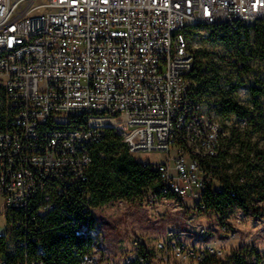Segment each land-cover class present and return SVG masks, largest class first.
Returning a JSON list of instances; mask_svg holds the SVG:
<instances>
[{
    "label": "built area",
    "instance_id": "2783aa9c",
    "mask_svg": "<svg viewBox=\"0 0 264 264\" xmlns=\"http://www.w3.org/2000/svg\"><path fill=\"white\" fill-rule=\"evenodd\" d=\"M261 21L264 0H0L7 119L0 130V238L9 256L36 239L31 220L85 197L93 146L108 128L119 129L131 154H166L160 163H143L162 181L152 200L200 205L210 185L220 192L214 159L223 151L224 128L199 100L186 30L198 24L238 31ZM82 208L92 211L89 203ZM191 229L169 231L158 248L199 264L226 256L221 248L190 246L188 238L202 241L211 233L206 225ZM88 232L86 224L77 229ZM153 255L142 249L126 264H151ZM0 264L44 262L25 253ZM79 264L96 261L87 255Z\"/></svg>",
    "mask_w": 264,
    "mask_h": 264
},
{
    "label": "rangeland",
    "instance_id": "374dc122",
    "mask_svg": "<svg viewBox=\"0 0 264 264\" xmlns=\"http://www.w3.org/2000/svg\"><path fill=\"white\" fill-rule=\"evenodd\" d=\"M257 25L264 30V21ZM253 27L222 42L211 36L209 26L200 25L192 30L189 38L203 73L217 79L200 97L204 109L224 128L228 154L223 171L229 174L242 171L246 179L264 178L259 168L252 170V174L245 169L248 160L261 167L263 162L258 153L264 151V59ZM227 99L234 100L247 112L236 115L224 109ZM3 104L0 98V107L3 108ZM131 155L142 163H160L166 159V154L158 151ZM150 194L145 191L130 200L116 198L92 208L96 218L97 261L126 264L129 256L144 249L154 253L151 264H199L177 255L172 248L159 249L158 244L169 231H191L192 226L198 229L206 225L211 231L209 236L202 241L188 238L190 246L221 248L224 255L248 247L261 255V264H264V201L250 197L246 206L238 201L218 212L201 208L189 199L152 200ZM2 210L3 199L0 198V229L5 223ZM188 221L192 222L191 227ZM223 227H227V231H222Z\"/></svg>",
    "mask_w": 264,
    "mask_h": 264
},
{
    "label": "trees",
    "instance_id": "16d2710c",
    "mask_svg": "<svg viewBox=\"0 0 264 264\" xmlns=\"http://www.w3.org/2000/svg\"><path fill=\"white\" fill-rule=\"evenodd\" d=\"M258 23L252 26H243L238 31H231L225 25H210L209 27L212 29L211 36L215 37V40L226 42L239 35L244 29L248 32L249 28L254 26L260 41L261 56L264 59V30L257 25ZM198 26L200 25L188 26L186 30L188 39L192 30ZM201 66L202 64L197 61L193 74V78L198 83L196 91L200 101V96L210 90L217 80L216 77L206 76ZM0 98L4 100L1 88ZM224 109L236 115H243L247 112L243 111L244 108L232 99L224 101ZM242 120L246 119L243 117ZM73 122L84 124L86 119L76 118ZM6 125L5 111L0 107V130H4ZM123 138L119 129L108 128L102 140L93 146L90 176L81 187V195L85 197L81 201L67 206L64 212L58 209L46 218H39L37 221L31 220L30 227L34 232L36 231V239L32 240L31 237L27 240L26 247L16 248L15 256H9L7 242L0 238V258L24 259L26 253L30 259H41L44 264H79L83 257L92 255L96 264H102V260L97 261L95 256L98 252V242L94 234L96 218L92 211L85 212L82 205L89 203L93 208L107 204L116 198L130 200L145 191H157L162 183L157 171L150 165H144L137 161L131 155ZM227 149L224 137L223 151L214 159L219 166L217 182L220 184L221 191L214 190L210 185L208 193L199 205L201 208L223 212L238 201L241 205L246 206L250 197L264 201V178L251 176V179H246L245 173L242 171L235 174L224 173ZM258 156L263 162L262 166L255 165L248 160L245 169L251 173L255 168H259L264 174V151L258 153ZM85 224L89 232L86 235L77 234V229ZM261 260V255L254 249L240 247L224 258H207L203 264H261Z\"/></svg>",
    "mask_w": 264,
    "mask_h": 264
},
{
    "label": "bare ground",
    "instance_id": "6f19581e",
    "mask_svg": "<svg viewBox=\"0 0 264 264\" xmlns=\"http://www.w3.org/2000/svg\"><path fill=\"white\" fill-rule=\"evenodd\" d=\"M104 123H106L107 125H109L108 123H110V124L113 123V124H114V122H112V121L109 120V119H105V120H104ZM113 124H111V125H113Z\"/></svg>",
    "mask_w": 264,
    "mask_h": 264
}]
</instances>
